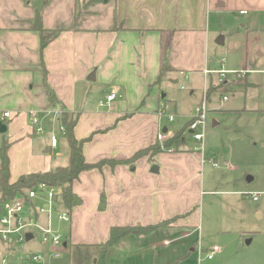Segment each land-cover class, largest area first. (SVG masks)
<instances>
[{
	"label": "crops",
	"instance_id": "0c3cea01",
	"mask_svg": "<svg viewBox=\"0 0 264 264\" xmlns=\"http://www.w3.org/2000/svg\"><path fill=\"white\" fill-rule=\"evenodd\" d=\"M228 1L0 0V114L10 112L1 123L12 140L10 180L68 163L65 132L60 139L62 110L77 115V138L95 132L83 147L89 163L130 158L160 142L159 133H174L160 110L174 106L177 111L178 102L168 98L171 93H164V88L184 77L181 72L196 77L208 69V12L226 6ZM232 8L236 10L237 5ZM239 12L247 14L244 9ZM38 14L44 29L60 30L43 49L39 31L34 28ZM166 65L168 70L158 83ZM92 73L94 80L89 79ZM45 82L54 90L58 105L50 101ZM113 91L115 99L101 106ZM200 91L193 88L191 97H201ZM186 113L189 123L195 110ZM33 114L38 115L44 133L35 132ZM212 124L218 122L213 119ZM54 135L58 139L56 147L51 145ZM40 136L43 138L38 139ZM183 148L153 158L144 156L133 168L106 164L83 171L73 183L82 203L71 210L70 223L57 225L65 236V249L105 242L115 225L153 224L181 216L171 227L151 235L183 229L175 241L183 243L186 252L174 253L173 258L166 256L170 250L155 245V264L176 259L186 264L196 254L198 264H237L225 261L221 249L211 259L207 257L212 247L204 248L202 231L198 232L204 158L198 149ZM16 149L21 152V166L14 164ZM154 165L158 171H152ZM102 195L106 198L104 209L99 207ZM196 235L200 243L191 242ZM145 237L130 240L131 248L139 246ZM30 242L25 250L50 252L40 242L31 249ZM0 247V264L3 256L7 264H22L23 249H8L1 241ZM45 260L39 264H45ZM92 260L96 263V257ZM238 264H264V259L249 258Z\"/></svg>",
	"mask_w": 264,
	"mask_h": 264
},
{
	"label": "rangeland",
	"instance_id": "374dc122",
	"mask_svg": "<svg viewBox=\"0 0 264 264\" xmlns=\"http://www.w3.org/2000/svg\"><path fill=\"white\" fill-rule=\"evenodd\" d=\"M234 5H237L236 10L232 8ZM241 9L246 10L247 14H241ZM207 20L211 38L208 68L222 69L221 60L225 59V69L229 71L251 69L252 72L237 78L232 74L222 78L218 73H212V79L205 74L196 77L189 75L170 82L164 88V93H171L167 97L177 100L178 109L175 111L174 106H171L167 111V115L175 116L174 121L170 122L167 116L164 118L168 120L170 130L183 128L188 122L186 112L196 109L207 89L208 125L204 142L196 141L187 130L183 145L200 149L204 158L201 169V176L204 178L202 200L198 202V232L202 231L204 248L218 246L225 261L234 260L238 264L249 258L262 260L264 0H229L226 6L209 10ZM219 38H223L222 44L217 42ZM193 88L202 90L201 97H191ZM224 96H227L226 100L223 99ZM213 119L218 122L215 126L212 124ZM1 126L0 124V128ZM63 134L61 131L60 139L64 138ZM3 137L11 140L9 134L0 129V146ZM40 138L43 137H38ZM20 155L19 150L13 151L16 166L22 164ZM216 162L219 166L215 165ZM55 223L56 226L65 225L58 221ZM182 230L146 236L139 246L131 248L129 241L136 238L133 236L122 243L121 249L125 252L123 258L108 264H155L152 247L158 244H161L162 249L170 250L166 256L174 258V253L182 255L186 252L185 246L175 241ZM190 239L192 243H200L199 235ZM37 242L38 236L30 242L31 249H34L32 246L37 245ZM99 251L100 247L97 246L72 247L63 250L59 258H52L47 251L45 264H95L92 259L97 258ZM186 264H198L197 254L190 256Z\"/></svg>",
	"mask_w": 264,
	"mask_h": 264
},
{
	"label": "trees",
	"instance_id": "16d2710c",
	"mask_svg": "<svg viewBox=\"0 0 264 264\" xmlns=\"http://www.w3.org/2000/svg\"><path fill=\"white\" fill-rule=\"evenodd\" d=\"M97 2H105L106 0H94ZM34 28L39 31L41 48L43 49L50 41L57 37L60 30H47L41 24V17L38 14L34 23ZM168 70V65L164 66L159 76L158 83L161 82L165 73ZM47 82V81H46ZM45 82V83H46ZM49 99L53 105H58L59 100L54 90L48 86ZM78 117L75 113L62 110L60 114V124L65 128V135L69 147V160L66 165L58 166L55 169L45 172H35L20 175L17 180L12 182L10 172V155L9 150L12 145L7 138L3 137L2 145L0 146V215L2 214V205L5 201L14 198L19 194H24L27 190L32 189L38 183L43 182L49 186H56L59 188L57 199L61 201L63 208L72 210L75 206L82 203V199L73 190V183L79 179L83 171L102 168L108 164L111 166L127 165L131 168L135 163L144 156L153 158L156 154L161 152H169L184 150V135L189 129V123L183 128L175 131L162 143L156 142L155 144L137 151L133 156L127 159H102L96 163H89L86 161L84 155V144L89 141L93 135L91 134L86 138H77L74 132L77 124ZM106 206V198L101 196L100 209ZM187 215V214H186ZM185 216V215H184ZM182 216V217H184ZM181 216H174L169 219H164L160 222L153 224H133V225H115L110 228L109 238L102 243L95 244L100 247V251L96 258L95 264H108L111 261L120 260L123 258L125 252L121 249L122 243L131 237L148 236L157 230L171 227ZM86 257H88L86 255ZM181 259H176L169 263L163 264H180Z\"/></svg>",
	"mask_w": 264,
	"mask_h": 264
},
{
	"label": "built area",
	"instance_id": "2783aa9c",
	"mask_svg": "<svg viewBox=\"0 0 264 264\" xmlns=\"http://www.w3.org/2000/svg\"><path fill=\"white\" fill-rule=\"evenodd\" d=\"M242 13H245V11ZM224 61L223 59L222 69L210 70L208 68L204 71V74L209 76L212 73H218L222 78L226 77L227 74H232L237 78L252 72L251 69L229 71L225 69ZM181 74L187 78L185 72H181ZM181 87L185 88L184 86ZM115 97L116 93L113 91L107 96L106 102H100V105L109 104ZM223 99L226 100L227 96H224ZM207 102V89H205L202 102L197 104L195 113L189 124V129L191 130L193 138L202 143L204 142L208 125ZM160 115L167 116L170 122L175 120L174 115H167V110L165 108L160 110ZM9 117L10 112L5 111L1 113L0 124ZM31 124L36 133H44L45 130L37 114L32 115ZM61 131L65 132L63 126H61ZM170 135L163 132L159 133L158 140L162 143L170 137ZM57 144L58 139L54 135L51 137V145L56 147ZM171 151H174V149ZM215 165L219 166L217 162ZM58 194V187L49 186L46 183L40 182L32 189L27 190L24 194H19L3 203L2 214L0 215V241L3 242L8 249L19 247L25 251L22 264H39L45 260L46 255L43 252L25 250V245L34 240L36 236H38L39 242L43 246L50 248L49 254L52 258H59L62 251L65 249V236L56 226L55 221L70 223L72 221V214L70 210L63 208L61 201L57 199ZM28 236H30L29 239ZM219 249L218 246H214L207 251V257L211 259ZM0 255H2V251H0ZM2 262L3 264H7V258L3 256Z\"/></svg>",
	"mask_w": 264,
	"mask_h": 264
},
{
	"label": "water",
	"instance_id": "95a60500",
	"mask_svg": "<svg viewBox=\"0 0 264 264\" xmlns=\"http://www.w3.org/2000/svg\"><path fill=\"white\" fill-rule=\"evenodd\" d=\"M222 5V4H221ZM219 44H222L223 43V38H219V40L217 41ZM95 74L94 73H92V75L89 77V79H93L94 80V76ZM1 131L2 132H5L6 130H7V128H6V126H4V125H2L1 126ZM158 171V166L157 165H154L153 167H152V171ZM30 238V236H28V239Z\"/></svg>",
	"mask_w": 264,
	"mask_h": 264
}]
</instances>
